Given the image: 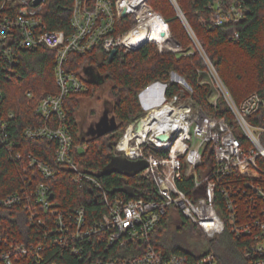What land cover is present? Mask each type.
Listing matches in <instances>:
<instances>
[{"label": "built area", "instance_id": "1", "mask_svg": "<svg viewBox=\"0 0 264 264\" xmlns=\"http://www.w3.org/2000/svg\"><path fill=\"white\" fill-rule=\"evenodd\" d=\"M35 1L0 0V66L15 78L16 48H43L53 54L58 90L40 97L34 107L46 123L26 127L23 136L53 142L56 149L53 162L18 150L20 142L10 125L15 115L3 116L0 88V148L24 161L25 174L22 190L0 202L5 208L19 207L37 230L21 240L13 230L0 227V264H17L32 255L39 264L218 263L213 252L190 256L155 246L152 233L167 214L181 215L208 238L229 230L245 240L247 264H264V96L253 92L237 102L191 30L205 62L196 73L198 82L210 87V111L195 101L193 86L176 70L169 80L145 86L138 94L143 114L129 123L113 148L115 156L147 162L138 174L153 190L136 192L138 197L130 199L119 193L110 196L100 178L78 161L87 144L79 142L71 128L67 103L88 86L84 72L69 68L70 59L93 52L110 56L114 49L129 53L146 44H155L163 54L182 47L150 0H72L69 31L48 29V0L39 5ZM255 1L210 0L200 24L233 27L232 37L238 40L237 26ZM125 18L133 22L128 29ZM155 19L164 22V30L156 29ZM27 95L32 98L31 91ZM62 173L79 189L99 192L104 211L98 218L85 204H57L54 180Z\"/></svg>", "mask_w": 264, "mask_h": 264}, {"label": "trees", "instance_id": "2", "mask_svg": "<svg viewBox=\"0 0 264 264\" xmlns=\"http://www.w3.org/2000/svg\"><path fill=\"white\" fill-rule=\"evenodd\" d=\"M209 1L176 0L191 30L217 68L234 99L240 102L253 92L264 96V0H256L247 19L237 26L241 35L238 40L232 37L233 27H208L200 24V19L208 14L206 5ZM150 3L169 23L173 37L182 47L179 51L181 56L174 52L163 54L155 44H146L133 52H120L112 61L109 55L99 56L96 52L74 55L68 65L72 70L85 73V82L88 86V90L72 94L67 103L71 128L75 136L77 135V140L87 144V149L78 153V161L85 170L94 172L100 178L110 196L119 193L126 199L138 197L137 193L141 191L144 194L152 191V184L140 174L134 176L118 172L100 174L115 156L111 144L119 138L135 117L143 114L138 99L139 92L156 79L169 80L171 71L176 70L193 86L192 96L195 101L204 105L207 112L210 111L208 99L210 87L207 84H200L196 73L198 68L205 67V62L198 53L189 54L195 46L179 13L170 0H150ZM71 6L72 0H48L45 13L48 29L69 31ZM127 20L129 25H125V29L130 28L133 23L130 19ZM14 51L18 60L15 66L16 77L9 78L8 72L0 66V88L4 97L2 114L5 117L10 113L15 115L10 125L13 137L20 142L18 150L23 154L32 153L48 162H53L56 144L43 139L29 140L23 136V130L28 126L35 127L46 123L35 115L34 107L40 97L58 90L54 75V56L43 48L34 50L16 48ZM90 68L104 78L103 83L112 82L111 92L116 98L114 113L121 130L119 134L117 130L108 136L91 139L78 137L80 128L77 113L80 98L92 95L93 91L103 84L90 79L85 72ZM176 90L177 87L173 86L172 92ZM29 91L32 93V98L27 95ZM23 163L24 161L15 160L7 148H0V201L7 195L22 190L25 177ZM54 192L55 201L62 207L85 204L90 215L95 218L104 211L99 192L95 189L93 191L79 189L67 174L62 173L54 180ZM175 217L177 233L190 230L194 234L206 237L197 225L181 215L167 214L152 233L151 242L155 246L166 252L190 256L213 252L217 256L218 264H242L244 239H238L227 230L214 238L207 237L206 245L210 246L198 251L197 248L187 247L176 241L174 237L169 238L170 223ZM0 227L13 230V234L21 240H28L29 234L33 237L37 233L19 207L5 208L1 202ZM25 234L28 235L27 239ZM17 264L39 263L32 255Z\"/></svg>", "mask_w": 264, "mask_h": 264}, {"label": "rangeland", "instance_id": "3", "mask_svg": "<svg viewBox=\"0 0 264 264\" xmlns=\"http://www.w3.org/2000/svg\"><path fill=\"white\" fill-rule=\"evenodd\" d=\"M173 5L175 6V10L177 11V13H179L177 10V6H178L177 2ZM127 21H128V24H127ZM183 23L185 24L184 21ZM127 25H129V20H126V26ZM185 27L189 33L190 38L192 39V36H191L192 34L190 33L191 27L189 23L188 25L185 24ZM193 44L195 48H192L189 54L198 53L202 57L201 53L197 50V47L194 41H193ZM175 53H177L178 56H181L179 51ZM95 76L99 78L100 75L96 72ZM111 88H112V82L107 81L103 83L101 86H99L95 91H93L92 95L82 96L80 98V106H79V110L77 113V120L79 123L80 133L82 137L86 139L98 137L97 134H94L93 132L94 130L97 129V126L102 122V120L106 116H107L109 123H112L113 120L117 122L118 128L115 131L119 130L120 123L114 113V104H115L116 98L111 92ZM115 131L109 134H113ZM120 131L121 130H119L117 134H119ZM109 134H107V136ZM175 219L176 217L173 218L170 223L171 224L170 229H169L170 232L168 233L169 238L174 237L176 241L181 242L183 245H186L187 247L190 246L191 248H197L198 251L205 250L208 248V246H210V245H206L208 241L207 236L203 237L198 234H194L190 230H184L182 233H177L176 231L177 224L175 223L176 222ZM241 262L242 264H247L245 259H243Z\"/></svg>", "mask_w": 264, "mask_h": 264}, {"label": "water", "instance_id": "4", "mask_svg": "<svg viewBox=\"0 0 264 264\" xmlns=\"http://www.w3.org/2000/svg\"><path fill=\"white\" fill-rule=\"evenodd\" d=\"M42 1L43 0H36L35 5H39ZM177 10L179 12V17H181L182 20L185 22V24L188 25L184 13L181 11V9L178 6H177ZM117 54H118V49H114L110 54V61H112ZM85 72L90 77L91 80H96L101 83L104 82V78L102 76H99V78L95 76L96 71L93 68L87 69ZM117 128H118L117 122L113 120L112 123H109L106 116L104 117L102 122L97 126V129L94 130L93 133L97 134L98 137H102L115 131ZM160 137L162 139H167L168 135L162 134L160 135ZM114 144L115 142L111 144V147H113ZM146 166H147V162H145L144 160L131 161L123 156H113L109 165L101 172L100 175H108L113 172H118V173H124L125 175L128 176H134L140 173L144 168H146Z\"/></svg>", "mask_w": 264, "mask_h": 264}, {"label": "bare ground", "instance_id": "5", "mask_svg": "<svg viewBox=\"0 0 264 264\" xmlns=\"http://www.w3.org/2000/svg\"><path fill=\"white\" fill-rule=\"evenodd\" d=\"M154 24L155 26L157 27L156 29L159 30V31H162L165 29V25H164V22L161 21V20H154ZM172 40V39H171ZM172 46H176V43L174 40L170 41Z\"/></svg>", "mask_w": 264, "mask_h": 264}]
</instances>
